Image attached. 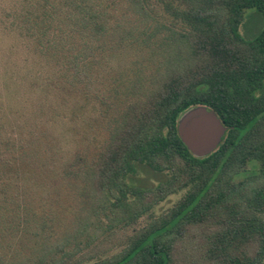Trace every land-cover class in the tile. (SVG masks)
Returning a JSON list of instances; mask_svg holds the SVG:
<instances>
[{"label": "trees", "instance_id": "trees-1", "mask_svg": "<svg viewBox=\"0 0 264 264\" xmlns=\"http://www.w3.org/2000/svg\"><path fill=\"white\" fill-rule=\"evenodd\" d=\"M64 1L62 9L50 4L49 12L41 4L36 22L28 16L19 29L51 61L66 51L58 49L62 18L76 26L68 36L81 47L68 50L51 82L95 103L107 119V137L90 163L77 169L70 163L62 172L63 179L87 185L69 186L84 198L72 229L47 234L52 219L28 217L23 226L36 227L21 244L29 250L10 244L7 254L0 232V264H173L176 242L193 227L205 232L207 261L264 264V0ZM112 9L129 16L125 22L133 12L143 28L118 38L122 26L110 23ZM55 19L60 24L51 31ZM249 21L262 24L252 38L240 32ZM129 44L150 50L149 76L111 77L110 63ZM196 106L214 110L228 128L206 158L195 157L177 131L180 115ZM81 155L76 161L86 162ZM253 162L257 173L238 179ZM9 166L0 156V178ZM144 172L158 182L140 185L136 178ZM180 193L165 214L154 216ZM117 235L126 240L111 242ZM114 247L121 249L111 254Z\"/></svg>", "mask_w": 264, "mask_h": 264}, {"label": "rangeland", "instance_id": "rangeland-1", "mask_svg": "<svg viewBox=\"0 0 264 264\" xmlns=\"http://www.w3.org/2000/svg\"><path fill=\"white\" fill-rule=\"evenodd\" d=\"M52 1L0 0V156L3 155L5 162L12 163L0 178V232L6 239L3 244L7 254L11 251L10 244L23 251L29 250L26 243L21 244L24 235L36 227L35 223L23 226L28 217L52 219L54 223L47 222V234H61L72 229L71 221L78 216L79 202L84 198H78L77 192L72 193L69 186L80 188L87 185L81 180L63 179L62 172L70 163L74 164V169L90 163L106 139L109 127L95 103L79 94H67L51 82L52 74L61 64H66L68 50L76 51L81 47L79 40H71L68 36L76 31V26L65 23L62 18V35L58 41L63 46L58 45V49L62 53L66 51L51 61L42 59L25 39L26 31L19 29L28 16L36 22L35 17L44 9L41 4H48V12L50 4L61 9L65 6L64 0ZM66 10L71 12L72 7L68 6ZM110 12V23L122 26L117 28L118 38L127 35L131 29L144 26L143 22L134 19L133 12H130L132 18L128 22L124 20L129 16L123 17L120 9ZM56 23L60 24V20L55 19L51 31L57 27ZM261 25L258 21H249L240 28V32L252 38ZM32 26L36 31L35 25L30 28ZM131 40L125 43H131ZM124 50L110 63L115 67L111 77L122 74L133 80L137 74L147 77L152 73L154 63L150 59L148 61V48L129 44ZM79 154L86 162L76 161ZM257 171L258 163L253 162L249 171L238 179L254 175ZM136 180L147 186L158 182L156 175H147L146 172L140 173ZM182 196L180 193L166 199L155 208L154 216L165 214ZM147 218L144 217L139 226L146 225ZM118 235V239L115 237L111 242L117 244L126 240L125 236ZM65 249L70 250L71 247ZM120 249L114 247L111 254ZM172 258L173 264H213L206 260L204 230L189 228L176 242Z\"/></svg>", "mask_w": 264, "mask_h": 264}, {"label": "water", "instance_id": "water-1", "mask_svg": "<svg viewBox=\"0 0 264 264\" xmlns=\"http://www.w3.org/2000/svg\"><path fill=\"white\" fill-rule=\"evenodd\" d=\"M227 129L216 112L206 106L187 109L180 115L177 124L180 139L197 158L213 154Z\"/></svg>", "mask_w": 264, "mask_h": 264}]
</instances>
